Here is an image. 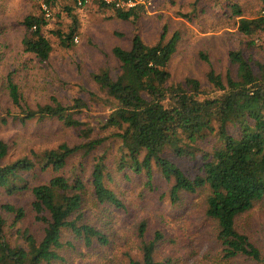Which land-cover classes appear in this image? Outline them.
<instances>
[{"label": "trees", "instance_id": "16d2710c", "mask_svg": "<svg viewBox=\"0 0 264 264\" xmlns=\"http://www.w3.org/2000/svg\"><path fill=\"white\" fill-rule=\"evenodd\" d=\"M43 1L42 14L31 13L22 22L23 50L40 62H46L53 52L44 28L59 0ZM69 1L84 7L94 0L84 5ZM148 1L140 0L131 8L104 0L99 5L112 9L119 19L137 20ZM225 1V13L248 39L247 48L253 49V37L264 34V0H258L259 10L250 17L238 1ZM66 9L72 19L68 32H54L65 48L73 45L79 31L73 6ZM179 33L168 37L165 27L154 44L137 34L130 47L114 48L119 63L115 75L107 67L92 73L99 90L112 102V111L96 126L101 132L109 131L107 136H95L93 124L78 117L90 107L83 98L64 105L52 97L50 103L32 107L24 103L19 84L9 76L8 97L20 112L10 110L8 116L21 123L57 119L77 131L83 141L61 142L11 159L10 143L0 138V264H71L81 245L88 249L108 245L107 234L86 218V192H91L96 205L127 211L115 185L118 177L124 171L127 179L146 172V183H150L154 166L169 184L173 204L181 200V193H205V215L216 224L215 239L223 260L264 264L263 251L236 227L238 216L264 199V62L244 49H235L229 52L235 74L228 71L223 76L211 67L206 75L211 90L204 89L196 77L172 82L170 65L181 41ZM200 56L211 64L208 54L201 52ZM212 136L216 142L211 149L200 146ZM112 139L119 153L108 161L105 142ZM168 147L177 156L201 162L195 166L196 172H186L172 161L166 155ZM79 154L92 156V165L78 166L74 158ZM46 172L51 175L43 180ZM25 193L30 196L28 203L14 201ZM148 226L146 219L139 222L138 252H125L126 264H177L172 257L157 254L165 232L155 230L148 239ZM9 234L14 236L13 242Z\"/></svg>", "mask_w": 264, "mask_h": 264}, {"label": "rangeland", "instance_id": "374dc122", "mask_svg": "<svg viewBox=\"0 0 264 264\" xmlns=\"http://www.w3.org/2000/svg\"><path fill=\"white\" fill-rule=\"evenodd\" d=\"M236 1L243 6L245 16H254L259 10L258 0ZM43 4V0H0V138L10 143L11 159L30 154L33 149L50 148L61 142L76 144L83 139L77 131L66 128L57 119L21 123L8 116L10 110L13 114L20 112L8 97L9 76L19 84L24 103L32 107L50 103L52 97L64 105L71 104L75 98H83L90 107L78 117L90 121L95 127V136L103 137L110 134L109 131L101 132L96 126L110 114L112 102L107 101L99 90L92 73L107 67L115 75L119 63L114 48L130 47L137 34L146 43L154 44L165 27L168 37L179 31L181 41L171 61V81L196 77L206 90L212 89L206 77L211 67L223 76L228 71L235 74V67L229 61L232 50L244 49L247 55L264 62V34L254 36L256 46L248 49V39L239 33L235 21L225 13V0H149L145 12L137 20L115 17L112 9L100 7L99 0L84 7H76L69 0H59L50 10L49 24L44 28L53 44V52L46 62H40L34 54L23 50L25 27L22 22L31 13L41 15V8H46ZM67 5L73 6L79 31L73 45L65 48L54 32L58 29L68 32L72 24ZM201 52L209 55L210 65L201 58ZM113 140L105 142L108 161L119 153ZM214 142L216 137L212 136L199 144L209 150ZM166 155L192 174L196 172L195 166L201 163L189 156H177L171 147ZM92 159V156L79 154L74 161L78 166L82 163L88 168ZM122 174L115 185L127 211L96 205L91 192L85 194L86 218L107 234L110 243L90 249L81 245L80 253L73 256L71 264H126L125 252H138V224L145 219L149 223L148 239L154 236L155 230L165 232L157 253L161 258L172 257L177 264H253L244 259H222L215 239L216 224L205 215L202 190L195 194L181 193V200L173 204L168 196L169 184L156 166L150 183H146L149 180L146 172L132 175L131 179L125 177L126 171ZM50 175L43 173V180ZM13 199L26 204L30 196L25 193ZM236 227L264 253V199L238 216ZM8 239L13 242L14 236L9 234Z\"/></svg>", "mask_w": 264, "mask_h": 264}, {"label": "built area", "instance_id": "2783aa9c", "mask_svg": "<svg viewBox=\"0 0 264 264\" xmlns=\"http://www.w3.org/2000/svg\"><path fill=\"white\" fill-rule=\"evenodd\" d=\"M80 5H84L88 0H76ZM108 4H114L116 7L131 8L140 0H104Z\"/></svg>", "mask_w": 264, "mask_h": 264}]
</instances>
